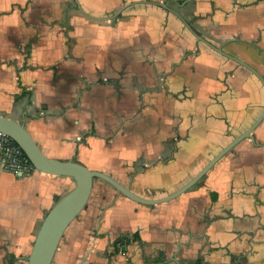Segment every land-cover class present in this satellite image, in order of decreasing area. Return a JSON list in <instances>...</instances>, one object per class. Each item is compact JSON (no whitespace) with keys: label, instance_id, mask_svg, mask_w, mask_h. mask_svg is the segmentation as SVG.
Segmentation results:
<instances>
[{"label":"crops","instance_id":"0c3cea01","mask_svg":"<svg viewBox=\"0 0 264 264\" xmlns=\"http://www.w3.org/2000/svg\"><path fill=\"white\" fill-rule=\"evenodd\" d=\"M183 21L264 81V0H0V115L49 158L169 195L264 106L258 79ZM72 185L0 171V264L29 254L37 212ZM88 202L52 264H264V117L174 199L93 181Z\"/></svg>","mask_w":264,"mask_h":264},{"label":"water","instance_id":"95a60500","mask_svg":"<svg viewBox=\"0 0 264 264\" xmlns=\"http://www.w3.org/2000/svg\"><path fill=\"white\" fill-rule=\"evenodd\" d=\"M189 33L201 44L250 71L261 83L264 89L262 77L247 63L234 57L220 47L213 45L204 37L197 34L185 21H183ZM264 117V106L254 121L238 135L234 136L225 146L207 161L189 180L169 195L158 199H146L122 185L108 174L90 170L83 164L73 160H59L45 156L24 128L23 123L15 122L0 115V133L8 136L23 152L36 172L50 176H64L72 179L70 189L59 195L50 208L45 212L38 231L26 258V264H52L59 243L65 230L71 222L83 210L90 197L93 181L98 179L109 185L117 194L143 205L165 203L181 195L189 188L195 186L198 181L227 153L244 139H252V132Z\"/></svg>","mask_w":264,"mask_h":264},{"label":"built area","instance_id":"2783aa9c","mask_svg":"<svg viewBox=\"0 0 264 264\" xmlns=\"http://www.w3.org/2000/svg\"><path fill=\"white\" fill-rule=\"evenodd\" d=\"M0 171L17 177H27L36 172L21 149L5 134L0 133Z\"/></svg>","mask_w":264,"mask_h":264},{"label":"rangeland","instance_id":"374dc122","mask_svg":"<svg viewBox=\"0 0 264 264\" xmlns=\"http://www.w3.org/2000/svg\"><path fill=\"white\" fill-rule=\"evenodd\" d=\"M226 134H229V133H226ZM225 134V135H226ZM94 182L96 183V185L97 184H99L100 183V180H98V179H96V180H94ZM31 203L33 204V202L31 201ZM30 207H32V205H30ZM88 209H89V202L85 205V207L83 208V210L80 212V214L79 215H81L82 213L83 214H85L87 211H88ZM46 212V211H45ZM45 212L44 213H42V212H37V219H36V224H35V227H34V229H33V232L31 233V242H30V245H29V249H31V245H32V243H33V240H34V238H35V235H36V233H37V231H38V228H39V226H40V224H41V221H42V218H43V216H44V214H45ZM34 214V213H33ZM79 215L76 217V219L79 217ZM70 228H68L67 229V231L65 232L66 234V238H65V240H63V242H61V246L62 247H65V242H67V239L69 238V237H71V235L73 234V232L75 231V224L74 223H72L70 226H69ZM33 228V227H32ZM83 231V234H86V229H82ZM32 231V230H31ZM75 234H73L72 236H74ZM29 252H30V250H29ZM17 256H20V258H14V260H13V263L14 264H26V258L28 257V251H27V249L26 248H24V251L23 250H19L18 251V253H17ZM4 262V261H3Z\"/></svg>","mask_w":264,"mask_h":264}]
</instances>
